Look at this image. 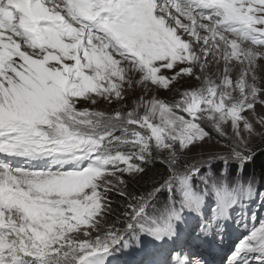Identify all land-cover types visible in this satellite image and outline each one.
<instances>
[{
	"label": "snow or ice",
	"instance_id": "obj_1",
	"mask_svg": "<svg viewBox=\"0 0 264 264\" xmlns=\"http://www.w3.org/2000/svg\"><path fill=\"white\" fill-rule=\"evenodd\" d=\"M207 253L264 264V0H0V264Z\"/></svg>",
	"mask_w": 264,
	"mask_h": 264
},
{
	"label": "rangeland",
	"instance_id": "obj_2",
	"mask_svg": "<svg viewBox=\"0 0 264 264\" xmlns=\"http://www.w3.org/2000/svg\"><path fill=\"white\" fill-rule=\"evenodd\" d=\"M161 95H166V94L162 92ZM253 208H254V206H253ZM254 210L258 211V209H255V208H254ZM205 255H206L207 259L211 262V264H216V262L218 261V257L215 255V253H207Z\"/></svg>",
	"mask_w": 264,
	"mask_h": 264
}]
</instances>
